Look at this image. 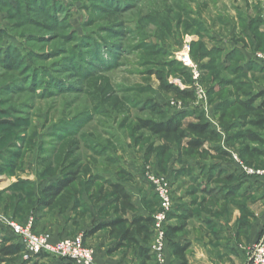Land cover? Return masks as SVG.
<instances>
[{"label":"rangeland","instance_id":"374dc122","mask_svg":"<svg viewBox=\"0 0 264 264\" xmlns=\"http://www.w3.org/2000/svg\"><path fill=\"white\" fill-rule=\"evenodd\" d=\"M185 47L200 74L196 82L179 58ZM239 48L264 52V0H0V240L18 244L10 239L12 221L31 224L34 234L52 241L68 228L85 244L89 236L110 240L127 262L144 264L139 244L149 245L152 235L124 240L127 223L100 227L155 215L148 172L167 177L175 205L202 197L197 180L225 184L224 173L209 166L226 160L217 150L223 144L237 153L245 147L239 135L253 114L241 102L264 86L262 70L240 66ZM163 80L194 97L167 93ZM195 83L205 98L196 97ZM179 113L185 126L204 116L220 137H205L195 150L187 144L193 134L166 139L138 127L139 119L167 121ZM71 173L77 179L46 205L45 188ZM114 183L124 185L136 206L125 216ZM222 186L216 195L226 194ZM232 203L246 220L248 202ZM169 221L171 242L183 233L170 230ZM66 263L50 254L0 253V264Z\"/></svg>","mask_w":264,"mask_h":264},{"label":"crops","instance_id":"0c3cea01","mask_svg":"<svg viewBox=\"0 0 264 264\" xmlns=\"http://www.w3.org/2000/svg\"><path fill=\"white\" fill-rule=\"evenodd\" d=\"M238 51L242 53L243 62L240 64L242 68H247L248 64L253 63L259 67L258 70L262 69V66L254 60L252 53H247L240 48ZM262 72L264 73L263 69ZM262 91H264V86L260 87L256 95ZM261 102L262 99H259L257 105L259 106ZM193 108V106H189L186 110L190 114ZM260 134L264 138V132H260ZM222 147L228 153V157L224 158L226 160L210 164L209 170H213L216 174L224 173L222 182L225 184H217L215 180L208 179L209 177L203 178V181L197 180L198 194L202 197L195 204L187 199H182L178 203L179 205H175L173 213L170 215L168 228L174 232L175 227H181L183 236L174 238L171 242L168 240L166 252L168 264H249L248 248L263 235L264 177L259 179L245 176L240 172L238 164L232 156L234 154L239 157L240 151L237 153V151L227 148L225 144ZM192 174L193 177L200 175L198 171ZM217 185H225L222 187L226 188V194L216 195ZM253 196L258 198L254 201L248 199ZM234 199L248 202L249 212L246 220L242 221L241 219V207L239 205L237 207L236 203L231 204ZM223 203H228V209H225L224 213L221 211ZM138 216L152 215L144 212ZM68 231L69 229L66 228L65 233L56 237V240L77 235H68ZM13 236L10 238L11 241L22 244L19 238L15 240L12 238ZM94 238L95 236L86 238L87 244L92 246L95 251L94 264H131L121 256L119 248L113 249L114 247L108 246L110 240L100 244L99 240H94ZM140 245L149 247L150 244L141 243ZM176 245L187 248L185 261L175 254ZM139 259L144 260V264H155L152 254L147 258L139 253Z\"/></svg>","mask_w":264,"mask_h":264},{"label":"trees","instance_id":"16d2710c","mask_svg":"<svg viewBox=\"0 0 264 264\" xmlns=\"http://www.w3.org/2000/svg\"><path fill=\"white\" fill-rule=\"evenodd\" d=\"M228 55L232 58H239L240 56L238 54L236 55L235 52L229 53ZM12 63L15 64V61H13ZM218 67H222V65L219 63ZM247 69L257 70L259 69V67H257L253 63H250L248 64ZM161 87H163V89L167 93L172 92L176 95L177 98L180 99H192L194 97V93L191 90H183L180 87L172 83L169 84L164 80L161 82ZM259 99H262V102L258 106L257 103L259 102ZM241 103L251 114H253V118L245 121V123L242 124L241 129L243 130L242 133H240L239 138L243 141H246L247 144L245 145V147H243V149H241L239 158H241L244 162L247 159L245 163H247L248 165L260 167L262 164L256 165V162L264 157V138L260 134V132H264V91ZM157 107L159 106H153L154 109H156ZM183 117L185 116H183L182 113H179L175 115L174 118H171V120L167 121H155L153 119L142 118L138 120V127L141 130L144 129L150 132L153 136H160L166 139L178 137L180 140H186L189 135L193 134L197 138L189 139L187 144L190 148L195 150L201 149V147L204 146L205 137H210L213 140H216L220 137V134L211 128L210 124L207 122L204 116H200L197 123H188L186 126L183 123ZM184 127L185 129H183ZM217 150L220 156L224 158L228 157V153L224 149L218 147ZM76 179V174L71 173V177L58 181L54 186L51 185L45 188V190L43 191L44 203L46 205H52L60 196L62 191L65 188L69 187L70 184ZM112 189L116 192L117 200L124 206L122 211L123 216H125L129 210L136 209V206L131 202V195L125 190L124 185H122L121 183H114L112 184ZM121 223H127L129 226L123 234L124 240L131 239L132 241H138L136 238L137 235H152V237L154 235L152 231L154 227L153 216L143 217L136 215L129 220L120 218L116 219L115 222L107 224V226H102L100 228L115 227ZM181 229V227H175L173 230L181 231ZM0 244V253L2 257L13 256L23 251L22 244H11L8 239H1ZM139 249L142 256L147 258L151 257V250L149 249V247H144L139 244ZM186 250L187 248L185 246H175V254L181 257L183 260L185 259Z\"/></svg>","mask_w":264,"mask_h":264},{"label":"built area","instance_id":"2783aa9c","mask_svg":"<svg viewBox=\"0 0 264 264\" xmlns=\"http://www.w3.org/2000/svg\"><path fill=\"white\" fill-rule=\"evenodd\" d=\"M254 60L264 68V52L258 51L254 54ZM183 65L187 66L192 74L194 81L199 79V71L195 68L190 56L189 47L179 54ZM193 91L197 98H205L206 94L202 86L194 84ZM208 113V110L205 111ZM238 164L241 173L250 178L264 177V164L260 167L251 166L245 163L237 155H232ZM148 180L151 183L157 199L159 210L153 215V240L149 245L151 254L155 259V264H168L166 252L168 247L167 222L170 214L175 208L173 190L166 176L148 172ZM31 223V222H30ZM11 232L21 240L25 258L32 259L42 254H50L67 262L68 264H94L95 251L85 244V237L81 234L63 237L59 240L52 241L49 234L38 236L31 231V224L23 225L19 222L12 221L9 223ZM249 264H264V232L260 239L248 248Z\"/></svg>","mask_w":264,"mask_h":264}]
</instances>
